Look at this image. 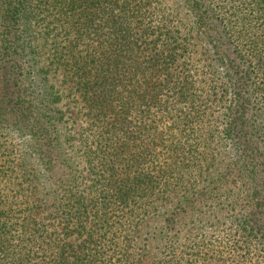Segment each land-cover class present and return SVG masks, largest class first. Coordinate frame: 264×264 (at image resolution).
I'll use <instances>...</instances> for the list:
<instances>
[{
  "label": "trees",
  "instance_id": "1",
  "mask_svg": "<svg viewBox=\"0 0 264 264\" xmlns=\"http://www.w3.org/2000/svg\"><path fill=\"white\" fill-rule=\"evenodd\" d=\"M183 2L0 0V264H264V36Z\"/></svg>",
  "mask_w": 264,
  "mask_h": 264
},
{
  "label": "rangeland",
  "instance_id": "2",
  "mask_svg": "<svg viewBox=\"0 0 264 264\" xmlns=\"http://www.w3.org/2000/svg\"><path fill=\"white\" fill-rule=\"evenodd\" d=\"M166 6L171 7L173 10L181 11V15L184 16L186 12L184 11L185 4L184 0H163ZM204 5H210L212 8H216L215 10H218V8H221L222 15L220 18L218 17L217 22L213 20H208L209 23L212 24H223L228 28L227 33L224 34L221 37H215L219 44L227 43L225 44V47L231 48L233 50L235 45V40H238L240 38V35L242 34L243 37L247 34V30L249 28H252L253 37L258 38L259 34L264 36V4L260 3H254L252 0H203ZM202 3V4H203ZM246 14L248 21L242 22L238 17L240 15ZM185 20H188L186 18ZM221 28V25H218ZM262 30V31H260ZM229 35V37H228ZM259 39V43H261V50L264 48V38ZM241 46L244 48L249 47V41L245 38L240 39ZM196 42V41H195ZM237 42V41H236ZM194 43V41L192 42ZM195 44V43H194ZM222 45V44H221ZM224 45V44H223ZM195 54H194V60L192 62V67L196 69L197 71H206L207 73L213 74L214 69L209 68L211 61L210 57L214 55L212 51H208L207 47L204 46L201 42L198 46H195L194 48ZM264 54V53H261ZM209 60V61H208ZM207 66L208 68L204 67ZM210 69V70H208ZM219 71V70H218ZM209 77V76H206ZM211 81V80H210ZM207 84H210L209 80H206ZM217 108L213 109L214 116L217 114ZM209 120L211 122V125H215V119L214 117H209ZM18 142V141H17ZM214 146V145H212ZM225 148V147H224ZM76 168L80 169V166H77ZM223 220L221 221H197L193 224L187 225L185 230L180 236V242H185L188 240L190 241H198L201 238H205L206 242L208 241L209 245H215L218 240H223L224 242H227V240L230 237L223 236L222 234H219L220 231H225V226L222 224ZM215 225V226H212ZM146 231H145V234ZM227 237V238H226ZM144 238V237H143ZM143 240V239H141ZM208 243H206L208 245ZM160 246H134V251L140 252L142 255V250H145L146 259L144 260V263H148L149 260H154L158 254ZM207 247V246H205ZM209 248V247H207ZM211 249V248H209ZM216 247H212L210 252L215 251ZM222 254V253H221ZM223 259L225 263L227 264H235L236 261H239L237 258H232V255L230 254H222ZM152 262V261H150ZM138 264V263H137ZM140 264H143L142 262ZM149 264V263H148Z\"/></svg>",
  "mask_w": 264,
  "mask_h": 264
}]
</instances>
